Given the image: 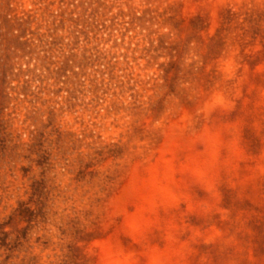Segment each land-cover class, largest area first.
Masks as SVG:
<instances>
[{
  "label": "rangeland",
  "instance_id": "obj_1",
  "mask_svg": "<svg viewBox=\"0 0 264 264\" xmlns=\"http://www.w3.org/2000/svg\"><path fill=\"white\" fill-rule=\"evenodd\" d=\"M0 264H264V0H0Z\"/></svg>",
  "mask_w": 264,
  "mask_h": 264
}]
</instances>
